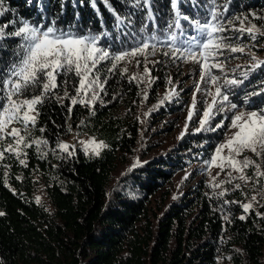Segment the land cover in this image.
<instances>
[{
  "label": "trees",
  "instance_id": "1",
  "mask_svg": "<svg viewBox=\"0 0 264 264\" xmlns=\"http://www.w3.org/2000/svg\"><path fill=\"white\" fill-rule=\"evenodd\" d=\"M220 1L228 3L229 18L249 11L264 15V0ZM96 3L94 9L90 0L83 4L77 0L73 7L68 0L62 10L60 0H0V27L8 25L0 37V69L17 59L21 40L10 33L23 21L42 26L55 21V27L81 34L107 31L102 46L120 51L135 46L146 25L145 32L155 29L163 39L175 15L170 0H151L154 21L147 19V6L136 8L132 0H109L115 15L102 0ZM205 3L182 0L181 12L193 17ZM116 15L123 20L119 27ZM254 23L264 25L259 19ZM253 49L259 52L258 47ZM110 67L108 61L100 67L102 82L107 77L101 99L91 110L73 106L71 115L70 99H57L65 90L64 78H58L61 86L40 106L36 127L31 129L30 138L48 140L47 156L41 158L33 146L25 150L27 167L12 153L0 160V213H4L0 215V264H264V216L256 215L264 213L262 197L245 214L241 205L250 202L253 194L243 181L216 189H229L226 196L217 197L205 177L191 168L211 159L221 129L196 132L199 124L173 147L147 155L150 150L140 145L136 116L139 81L130 80L126 72L121 75L119 66L109 73ZM232 77L243 79L237 74ZM261 81L264 67L233 88L231 102L245 109L264 107V94L244 103L245 95L258 91ZM73 83L78 86V78L73 77ZM67 90L75 95L73 87ZM32 94L38 92L27 93ZM177 107L171 100L158 110L169 113ZM208 127H214L213 122ZM72 131L108 147L99 156L84 155L81 147H76L73 157L53 153L56 143ZM11 142L12 138L1 141L0 151ZM137 161L138 166L132 167ZM236 183L242 187L235 189ZM225 200L238 203L225 204ZM241 215L246 218L241 220Z\"/></svg>",
  "mask_w": 264,
  "mask_h": 264
},
{
  "label": "snow or ice",
  "instance_id": "2",
  "mask_svg": "<svg viewBox=\"0 0 264 264\" xmlns=\"http://www.w3.org/2000/svg\"><path fill=\"white\" fill-rule=\"evenodd\" d=\"M31 2V0H29ZM68 0H60L61 9L63 10ZM83 4L84 0H79ZM91 6L97 7L96 0H90ZM102 2L115 15V9L109 3V0ZM136 8L147 6V19L154 21V15L151 8V0H132ZM72 6L75 7L77 0H71ZM182 0H170V6L174 12V17L168 22L167 28L164 30L166 35L163 39L157 35L155 29L149 34L145 32V27L140 29V33L144 35L138 38L136 45L130 49L120 51H110L109 47L102 46L101 39L108 36L109 33L104 31L99 35L89 31L87 34L69 30H62L55 27V21L51 25L42 26L30 24L23 21L21 26L14 32L10 33L12 37H18L21 43L18 45L17 59L5 69H0V141L11 137L13 143L8 144L6 148L0 151V160L4 158L5 153H12L19 159V163L27 167V151L33 146L41 158L48 154V140L44 138H30L31 129L36 127L37 119L40 115V106L43 105L54 90L58 89L61 84L58 78L63 77L62 84L65 86L62 97L57 99L63 101L70 99L71 106H68V113L71 115L73 106L80 104L88 107L90 110L95 103L101 99V93L105 89L107 77L102 78L100 75V67L102 62L108 61L111 67L107 69L109 73L114 72L117 66L123 61H130L134 57L155 55L157 52L163 53L173 61L184 60L191 61L200 65L201 81L210 84L215 91L203 89L200 84L196 85L197 92H205L211 97V102L207 103V107L203 111V115L199 121L200 127L196 132L212 131L221 129L225 126L224 120H220L214 127H208L213 121L217 113H223L226 110L231 112L237 110L238 105L231 102L230 97L233 95V88L244 84L251 73L257 69L264 67V60H259L256 54L251 53L252 63L247 70L240 73L241 78L231 77L227 75L219 76L212 72V69H220L224 73L225 66L220 62V57L228 53H244L246 45L238 43L240 37L245 33L255 41L257 35L264 36L261 28L249 19L248 15L226 17L229 5L227 2L223 4L221 11L217 5V0H206L204 5L207 17L202 21L200 19H190L187 14L181 12ZM2 14V13H0ZM79 14H77L78 16ZM254 19L264 20V16H257L255 12L250 13ZM116 27L123 23L119 15H116ZM182 21H188L190 28H185ZM234 21H239L240 27H235ZM103 23V22H102ZM249 26H245V25ZM8 25L0 27V37L4 36V28ZM232 32L236 35H227ZM151 50V51H149ZM227 58V57H225ZM140 63L139 60L136 61ZM237 67H240L237 65ZM127 71L124 68L120 72L123 75ZM232 71H235L233 69ZM145 74L149 73L147 63L144 67ZM73 77L78 78V86L73 83ZM130 80H143V77L136 75L129 78ZM152 81H149V86ZM171 84V79L169 80ZM261 86L258 91L249 92L244 97V103H249L251 97L264 94V81L260 82ZM71 86L75 90V95L69 94L67 90ZM29 92H38V94L27 95ZM177 93L173 87L166 92L165 97L160 104L169 101ZM148 98L145 92V99ZM197 98L193 94L192 105L188 109V117L185 122V128L181 132L178 139H182L187 132L188 123L192 120L197 111ZM159 107V105H157ZM147 115V113H146ZM84 122L81 121V124ZM13 124H20L21 127H11ZM228 128L234 130L223 143L216 145L211 160L206 161L208 168L219 167L221 172L226 169L227 178L216 183L217 177H212L209 187L212 194L217 197H224L228 194L229 189L223 188L222 191L216 192V189L222 188L225 184H232L233 181L239 179L247 184L255 177L254 186L259 183V178L264 176L261 171V164L256 160L244 156L239 159L242 153L250 151L257 158L264 159V107L239 109L231 116V123ZM44 132V128H40ZM71 131V125L69 126ZM84 155L99 156L101 151L108 147L103 141H97L90 138L87 141H80ZM53 153L59 151L66 153L68 157L76 155L77 148L75 145L64 141L56 143L51 149ZM21 155L25 158L20 159ZM138 166V162L132 167ZM7 167V165H6ZM255 167L256 171L251 175L246 174V170ZM233 172L238 173L234 176ZM7 176V173L5 174ZM187 178V177H185ZM20 179V177H17ZM235 189H240V183L235 184ZM259 194V193H258ZM257 200V195L251 197V201L241 205L245 214L252 208V202ZM37 202H39L37 198ZM227 203H238L236 201H224ZM4 215V213H0ZM256 215L264 216V213L257 212ZM245 215H241L240 219H245ZM227 220L228 217L225 216Z\"/></svg>",
  "mask_w": 264,
  "mask_h": 264
},
{
  "label": "rangeland",
  "instance_id": "3",
  "mask_svg": "<svg viewBox=\"0 0 264 264\" xmlns=\"http://www.w3.org/2000/svg\"><path fill=\"white\" fill-rule=\"evenodd\" d=\"M217 5L220 10L223 9V4L220 0H217ZM203 8V11L200 10L199 14L193 15V17H190V19H200L203 21L207 17L206 9L205 7ZM249 12L252 13V11ZM250 13L246 14V12H243L235 16L248 15L249 19L252 21V23H254L256 19L249 15ZM260 16L264 15L261 14ZM182 25L185 28H190V24L188 21H182ZM234 25L237 28L240 27L239 21H234ZM245 26L247 27L249 25L246 24ZM227 35L231 36L236 34L229 32L227 33ZM238 43L246 45L245 52H225V56L219 58L220 62L225 66L224 73H221L220 69H212L213 74L219 76L227 75L229 78H231L235 74L240 75L241 72H244V70L247 69V65L252 63L251 53L254 52L257 58H264V38L262 39V36L257 35V39L253 41L245 33L240 37V41ZM254 46L258 47L259 52L254 51ZM137 60L140 61L139 64H137ZM145 63H147L150 74H145L144 72ZM237 65H239L240 67H237ZM118 66L122 70L124 68H127L126 73H128L130 76L136 75L137 77H143L142 81L138 80L140 84L141 97L137 102L136 116L138 118L141 129L140 145H144V147H146V150H150L148 152L149 154L147 155L159 154V152L166 151L168 148L173 147V145L178 141L179 135L185 128V122L188 117V109L192 105L194 93L196 94L197 98L196 107L198 114L194 115L192 120L188 123L187 132L193 130V128H196L199 125V121L203 115L204 109L207 107V103L211 102V97L207 96L203 91L197 92L196 85L200 84L203 89H210L213 92L215 91L214 87H212L210 84H206L205 82L201 81V69L199 64L184 60L173 61L169 57L164 56L161 51L157 52L155 55H148L147 57H134L130 61H123ZM233 69H235V71H232ZM170 79L171 84H169ZM149 81H152L150 86ZM173 87L175 88L177 94L173 96L171 100L177 103L178 107L177 109L169 113H161L160 110H158L160 108H158L157 105H163L160 104V101L164 99L166 92L170 91ZM145 92H147L148 94L147 99H145ZM239 109L245 108L238 106L237 110ZM237 110H232L231 112L226 110L223 113H217V115L214 117L212 121L214 126L216 123H219L220 120H224L225 122V126L221 128L222 136L219 143H223L225 139L231 135L232 131H234L228 128L227 125L231 123V116L235 114ZM19 126L21 125H10L8 130L10 131L11 127ZM90 138L94 137L72 131L70 135L67 138H64L62 141L82 148L80 141H87ZM94 139L100 141L96 138ZM244 156H248L256 160L257 163L261 164V171L264 172V159L255 157V155L250 151H245L238 158L243 159ZM139 158H142L141 155ZM193 167H191L192 170L199 173L198 177L204 176L209 183L211 182L212 177L216 176L217 173H220V175L217 177V180L215 181L216 183L226 179L227 172L229 171L228 169H226L224 172H221L219 167H212L211 169H209L205 162L198 163L196 165L194 164ZM255 171V167H251L246 170V174L251 176ZM233 175L238 176L239 174L233 172ZM255 179L256 178L253 177V180H250L247 184L244 185L248 186L247 189L250 190L253 195H257V200L259 199V197H262V201L264 202V176L260 177L259 183H256L254 186ZM235 181L240 180L237 179ZM255 202L256 201L252 202V204H255Z\"/></svg>",
  "mask_w": 264,
  "mask_h": 264
}]
</instances>
